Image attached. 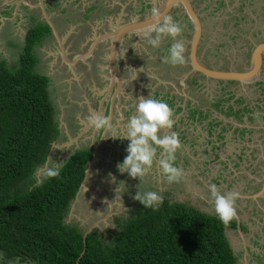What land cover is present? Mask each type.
<instances>
[{
  "label": "rangeland",
  "instance_id": "374dc122",
  "mask_svg": "<svg viewBox=\"0 0 264 264\" xmlns=\"http://www.w3.org/2000/svg\"><path fill=\"white\" fill-rule=\"evenodd\" d=\"M13 1L16 0H0V16L11 14ZM21 1L18 6L20 17L14 23L9 25L0 19V59L5 60L8 70L18 67V55L23 46L22 40L19 44L20 38L13 33L12 27L15 31L19 26L20 30H24L30 24L45 23L48 19L56 29L55 33H49L38 43L35 56L39 60L38 56L44 57L42 51L46 50L55 61L52 73L46 78L57 133L45 161L35 168L32 176L36 179L37 171L48 162V156L53 158V163H60L77 149H92L103 129L90 126L88 117L97 113L103 116L111 114L112 127L106 130L92 170L85 180V185L100 200H95L80 188L69 204L65 222L83 230L95 222L99 237L108 242L118 230L115 218L120 223L134 214L141 204L132 199L137 190L142 194L154 191L169 202H181L216 215L208 186L218 184L222 193H239L236 201L238 226L224 225L235 264H264V193L258 198L240 195L255 193L264 169V130H259L264 122V110L258 120L249 119L253 116L250 112L237 111L242 105L252 107L257 106L260 99L264 101V61L258 76V80L262 81L259 86H252L257 83L255 81L243 86L232 82L226 89L202 75L197 76L198 81L187 83V49L191 30L182 22V13L178 11L176 21L184 31L177 39H183L185 63L175 67L162 63L161 58L168 54L174 42L171 37L165 38L160 48L155 49L147 41L145 34L148 31L135 32L128 35L130 44L121 45L117 53V83L116 76L110 74L107 65L110 41L107 32L131 19H142L162 0H145L147 3L142 6L133 0H76L67 12L57 0ZM70 1L73 0H67ZM94 1L102 3L99 14L95 13ZM192 1L203 25L198 57L201 59L205 55L208 64H213L211 60L215 58L213 66L216 67L244 69L253 45L264 40V0ZM40 8L44 9L45 15ZM95 38L99 40L95 48L85 53ZM132 53L142 56L137 61ZM70 58L72 63L67 62ZM141 96L163 100L174 111L175 124L160 135L168 132L179 134L183 147L175 154L176 166L182 167L185 173L180 183L169 185L164 182L156 164L142 181L131 178L127 172H119L117 168L127 155L129 143L119 137L126 134V125L135 114V106ZM111 98L112 107L108 113ZM230 118L236 120L234 122L238 126L243 122L249 124L250 132L245 127L233 128L232 122L227 123ZM248 134L250 141L244 140ZM160 151L157 149V157ZM254 162L257 165H252ZM0 264H4L1 255Z\"/></svg>",
  "mask_w": 264,
  "mask_h": 264
},
{
  "label": "trees",
  "instance_id": "16d2710c",
  "mask_svg": "<svg viewBox=\"0 0 264 264\" xmlns=\"http://www.w3.org/2000/svg\"><path fill=\"white\" fill-rule=\"evenodd\" d=\"M50 29L30 26L18 67L0 59V255L1 262L35 264H235L217 215L163 199L156 210L140 204L102 240L93 227L65 222L70 202L91 158L89 147L63 160L60 176L36 186L32 176L57 133L48 80L34 70V46ZM235 226V219L228 227Z\"/></svg>",
  "mask_w": 264,
  "mask_h": 264
},
{
  "label": "clouds",
  "instance_id": "9594fccd",
  "mask_svg": "<svg viewBox=\"0 0 264 264\" xmlns=\"http://www.w3.org/2000/svg\"><path fill=\"white\" fill-rule=\"evenodd\" d=\"M158 7L159 5L154 9L156 10ZM155 10L153 13L154 23L145 34L148 43L153 48L158 49L165 38L171 37L174 42L168 49V54L161 58L162 63L170 64L173 67L183 65L186 49L183 39H177V37L182 36L183 26L174 21L171 15H165L161 19L160 13ZM153 32L155 33L154 37L151 35ZM129 33L131 34V32ZM112 36L113 34H109V38ZM135 78L136 76L133 80ZM135 107V114L129 118L126 125V134L119 137L129 141L126 148L127 155L122 162L117 164L119 172H127L131 178H139L142 181L156 164L160 169L164 182L169 185L180 183L184 179L185 173L182 167L176 166L175 154L183 147L179 134L168 132L162 136L160 135L163 130H170L175 124L173 109L163 100L144 98V96L139 98ZM261 115V113L256 112L253 114V118L258 120ZM88 123L97 130L112 127L111 117L98 113L89 116ZM157 149L161 150L159 157H157ZM49 164H52V166L49 167ZM62 167L63 162L53 163V158L48 156V162L37 171L36 186L47 179L58 178ZM109 175L111 176V173ZM208 188L214 203L215 213L219 220L227 226L237 217L236 201L239 198V193L235 191L222 193L221 188L216 184H210ZM132 199L139 201L146 209L152 208L153 210H156L163 203V196L154 191H147L142 194L137 190Z\"/></svg>",
  "mask_w": 264,
  "mask_h": 264
},
{
  "label": "water",
  "instance_id": "95a60500",
  "mask_svg": "<svg viewBox=\"0 0 264 264\" xmlns=\"http://www.w3.org/2000/svg\"><path fill=\"white\" fill-rule=\"evenodd\" d=\"M191 0H162L159 3V7L155 10L160 13V17L162 19L163 16L167 15L168 11L177 5H180L182 7L183 14L187 17L189 23L192 26L191 36L188 42V65L189 70L187 71V74H190L192 72H196L200 75H202L205 79L209 80H221V81H233L237 82L240 85H245L247 83H253L254 81L258 80V75L260 73L261 64H262V56L264 55V40L259 41L255 43L250 51L249 54V61L248 66L243 70H235L232 68L223 69V68H217L214 66H207L203 62H201V59L197 55V48L201 39L202 34V24L198 17V13L195 9H193L191 5ZM153 13L145 16L143 19H140L139 21H131L127 22L121 26H119L113 33V37L110 38V52L107 55V63L110 69L113 70V58L115 56V48L120 44V41L123 37V34L129 33V32H138V31H146L147 29L151 28L153 25ZM50 28L52 29V32L55 33V29L52 25H50ZM101 38V37H100ZM98 41V38L94 41ZM115 72V71H114ZM116 73V72H115ZM117 83L119 82L118 76L116 75ZM107 129H103V131L100 134V137L94 144L92 151H91V158L87 162V166L84 169V175L82 178V181L79 185V188L76 191V194L80 190V188L85 189L87 188V192L90 194L92 198L95 200H100V198H97L93 195V193L90 191V189L85 185V180L89 174V172L92 170V164L94 163L98 146L100 142L105 137V132ZM68 157V156H67ZM66 157V158H67ZM65 158V159H66ZM264 173V169H263ZM263 183L261 187L258 189L257 192L253 193L252 195H245L249 197H256L263 194L264 190V174L262 176ZM75 194V196H76ZM75 198V197H74ZM102 198V197H101ZM103 200V199H102ZM108 204V202H107ZM235 224L238 226L237 217L235 219ZM95 226V222L90 224L86 230L83 232L82 238H83V245L84 243V237L85 235Z\"/></svg>",
  "mask_w": 264,
  "mask_h": 264
},
{
  "label": "crops",
  "instance_id": "0c3cea01",
  "mask_svg": "<svg viewBox=\"0 0 264 264\" xmlns=\"http://www.w3.org/2000/svg\"><path fill=\"white\" fill-rule=\"evenodd\" d=\"M74 1H76V0H73V1H70V2H67V0H57V2L58 3H60L61 5H63V7H64V11L65 12H67V11H69L68 10V8H69V6L74 2ZM133 1H135V2H140V5L139 6H142V4H146L147 3V1H145V0H133ZM145 1V2H144ZM14 3H13V10H12V12H11V14H9V15H6V16H0V19H2V20H5L4 22H6L7 21V23H9V25H10V23H14V21L16 20V19H18L19 17H20V13H19V11H20V9L18 8V6L20 5V3L22 2L21 0H16V1H13ZM160 3V2H159ZM159 3H158V5H159ZM11 5H12V2H11ZM27 5L28 6H31L30 4H28L27 3ZM92 5H95V13H100V6L102 5V3H101V1H99V2H96V1H94L93 3H92ZM42 7V6H41ZM131 7V6H130ZM1 8H2V6H1ZM42 11V14H44L45 15V12L43 11L44 9L43 8H40ZM124 12H126L125 11V9H124ZM46 18V17H45ZM139 21V19H131L129 22H131V21ZM36 24V23H35ZM34 24V25H35ZM38 24V23H37ZM43 24H47L48 25V27H49V29H50V31H49V33H53L52 32V29L50 28V25H52L53 26V28H55L54 27V25L53 24H51L50 23V21L48 20V19H45V23H43ZM33 24H30V25H28V26H26L25 27V29L23 30V28H22V30H23V32H21L22 30H20L21 29V27L19 26V29L18 28H16V31L14 30V28L12 27V29H13V33L15 32V34L16 35H18L19 36V44H20V42H21V40H22V45H23V42H24V37H25V33H26V30L30 27V26H32ZM117 25V24H116ZM117 26H120V25H117ZM117 26H114V28H110L109 29V31L107 32L108 34H111L112 32H114L116 29H117ZM56 30V29H55ZM56 32V31H55ZM48 33V34H49ZM22 34V35H21ZM47 34V35H48ZM113 34V33H112ZM46 36V35H45ZM45 36L43 37V39L45 38ZM100 37V36H99ZM113 37V36H112ZM43 39H41L39 42H41ZM97 38H95L94 40H92L91 41V43H90V45L87 47V49H86V52L85 53H88L89 51H92L94 48H95V44L99 41H97V42H95V44H93L94 43V41L96 40ZM105 39V38H104ZM108 39H110L109 38V35H108ZM100 40H102V37H101V39ZM38 45V43L34 46V48H33V53H34V55H35V53H36V46ZM23 47V46H22ZM120 47H121V45L119 44L116 48H115V56H114V58H113V70L112 69H110V67L108 66V68H109V71H110V74L111 75H117V71H116V68H115V61H116V59H117V53H118V51H119V49H120ZM22 50V49H21ZM20 50V51H21ZM43 53H45V55H44V57H42V58H40L39 56H38V58H39V60H37V58H36V56H35V58H36V63H35V65H34V70H35V72H37V73H39V74H41V75H44L45 77H48L49 78V75L52 73V66L53 65H55V61L53 62V60H54V58H52V56H51V53L50 52H47L46 50H44V51H42ZM109 52H110V41H109V43H108V52H107V54H106V57H107V55L109 54ZM50 53V54H49ZM54 57V56H53ZM5 61V60H4ZM107 65H108V63H107ZM69 69H71L72 67H68ZM46 71V72H45ZM48 71H50V72H48ZM116 73H115V72ZM118 76V75H117ZM233 82V81H232ZM239 84V83H238ZM225 85L227 86V82H225ZM240 85V84H239ZM240 86H243V85H240ZM115 92H117V90L115 89ZM101 102V101H100ZM101 105V104H100ZM100 105H99V107H100ZM196 106V105H195ZM194 106V107H195ZM111 107H112V98L110 99V103H109V110H108V113L110 112V110H111ZM209 110V109H208ZM199 112V111H198ZM111 114L109 113V116H110ZM234 121H236V120H234ZM233 121V118H230L228 121H227V123H229V122H232V127L233 128H238V129H241V127H245L246 129H247V132L249 133L250 131H249V124H247L246 122H243V124L241 125V126H238V123L237 122H234ZM236 131V130H235ZM234 131V132H235ZM239 132H241V131H239ZM232 135H233V132H232ZM246 139H249V141L251 140L250 139V135L248 134V135H245V138H244V140H246ZM242 144H244L243 142H242ZM245 145H247V143L245 144ZM250 148V147H249ZM250 153H253L252 151L250 152ZM243 161H245V160H243ZM256 163L257 162H254L252 165H256ZM261 187V186H260ZM256 192V191H255ZM263 193H264V190H263ZM240 195H243V197H246V198H251V197H249V196H245L244 194H240ZM257 197V196H256ZM255 197V198H256ZM258 198V197H257Z\"/></svg>",
  "mask_w": 264,
  "mask_h": 264
},
{
  "label": "flooded vegetation",
  "instance_id": "af4514ba",
  "mask_svg": "<svg viewBox=\"0 0 264 264\" xmlns=\"http://www.w3.org/2000/svg\"><path fill=\"white\" fill-rule=\"evenodd\" d=\"M191 2V5H192V7H193V9H195V7H194V5H193V1L191 0L190 1ZM144 9H142V10H139L140 11V13L143 11ZM154 10L155 9H152V11L151 12H149V14H151V13H154ZM196 10V9H195ZM178 11L179 12H181L182 13V16H183V19H182V22L183 23H185L187 26H190V30L192 31V26H191V24L189 23V21H188V19H187V17L183 14V11H182V7L180 6V5H175V6H173L169 11H168V13H167V15H171L172 16V18L176 21L178 18ZM148 14V15H149ZM178 14V15H177ZM147 16V15H146ZM198 17H199V19H200V21H202V17H200V15H198ZM143 18H144V16H143ZM142 18V19H143ZM177 18V19H176ZM140 20V19H139ZM202 24V23H201ZM58 26V25H57ZM202 27H203V25H202ZM189 28V27H188ZM55 29V28H54ZM150 29V28H149ZM149 29H147L146 31H149ZM184 31V30H183ZM134 33V32H133ZM112 34V33H111ZM130 33H126V34H124L123 35V37H122V40L120 41V45H123V46H128L129 44H130V42H129V39H128V35H129ZM131 34H132V32H131ZM151 35L154 37L155 36V33L153 32V33H151ZM202 35L203 34H201V39H202ZM124 38V39H123ZM126 39V40H125ZM125 40V41H124ZM165 41V39L163 40V42ZM261 41H263V40H261ZM126 43V44H125ZM169 44V43H168ZM169 46V45H168ZM164 47H167V46H164ZM198 47H199V45H198ZM131 52V51H130ZM208 52V49H206V53ZM133 55H134V59L135 60H139L140 59V55L142 56V54H140V53H132ZM197 55H198V48H197ZM143 56H144V54H143ZM213 57H215V55L213 54L212 55ZM77 59V58H76ZM155 59L157 60L158 58H156L155 57ZM154 60V59H153ZM187 60H188V49H187ZM72 59L70 58V60H68L67 62L69 63H72ZM76 61V60H75ZM81 61V60H80ZM263 61H264V55L262 56V63H263ZM127 62H128V60H127ZM201 62H203L205 65H207V66H213L214 65V63H215V58H213L212 60H211V62L213 63V64H208L207 63V61H206V57H205V55L204 56H202V58H201ZM66 62L64 61V64H65ZM80 63H82V62H78V64H80ZM120 63H122V61H120ZM67 64V63H66ZM67 65H69V64H67ZM214 67H216V66H214ZM217 68H223V69H228V68H224V67H222V66H220V67H217ZM232 69H235V68H232ZM261 69L263 70V68H262V64H261ZM236 70V69H235ZM241 70H243V69H241ZM168 71H170V70H168ZM187 71H188V69H187ZM197 76H201L200 74H198V73H196V72H192V73H190V74H187V77H186V82L187 83H192V82H196V81H198L197 79H199V77H197ZM203 77V76H202ZM201 77V78H202ZM204 78V77H203ZM205 79V78H204ZM208 81H216V85H221V87L222 88H226V89H228L227 87H228V85L229 84H231L232 83V81H227V86L225 85V81H221V80H209V79H207ZM255 82H257V83H254V84H252V86L253 87H255V86H259L261 83H262V81L261 80H258V81H255ZM248 84V83H247ZM261 101H259V104L258 103H256L257 104V106H255V105H253L252 107H249V105L248 104H246V105H242V106H240V108L237 110L238 112H240L241 113V111H240V109L241 110H243V111H245L246 113L247 112H250L249 114L250 115H253L254 113H256V112H259V113H262L263 112V110H264V101H263V99H260ZM248 110H250V111H248ZM248 114V115H249ZM249 115V116H250ZM249 119H251V118H253V116H250V117H248ZM263 118V117H262ZM236 129H238V128H236ZM244 130L245 129H243V131L242 132H244ZM259 130H264V122H263V125L262 126H260V128H259ZM100 137V136H99ZM98 137V138H99ZM98 140V139H97ZM93 148V147H92ZM91 149V148H90ZM91 151H92V149H91ZM257 165V164H256ZM263 171H262V174H260V179H259V181L257 182L258 183V187H257V189H259L260 188V186L262 185V183H263V179H262V176H263ZM255 179V178H254ZM252 181H255V180H252ZM217 186H218V184H216ZM256 189V190H257ZM255 190V191H256Z\"/></svg>",
  "mask_w": 264,
  "mask_h": 264
}]
</instances>
